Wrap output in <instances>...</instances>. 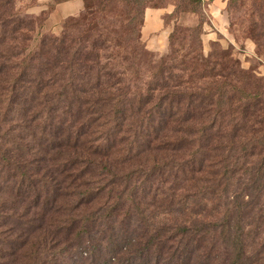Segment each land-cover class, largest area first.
Listing matches in <instances>:
<instances>
[{
    "label": "rangeland",
    "instance_id": "1",
    "mask_svg": "<svg viewBox=\"0 0 264 264\" xmlns=\"http://www.w3.org/2000/svg\"><path fill=\"white\" fill-rule=\"evenodd\" d=\"M11 2L19 18L33 22V32L30 34L26 54L29 52L37 54L43 39L59 38L67 31L72 36H77L83 29V25H76V22L83 17L84 11L77 17L62 21L50 20V15L58 5L55 0H11ZM167 2L169 1L156 3H161L163 6ZM86 4L95 9L92 20H95L97 30L107 33L111 43L120 45L110 52L107 49V51H99L102 64L107 63L108 57L110 59L117 57L115 62L110 63H115L114 65L127 71V81L130 85V93L126 97L120 96L106 106V112H110V115L106 114L105 119L112 122L114 112L122 109V106L134 108L147 98H150V104L140 114L126 120L124 132L121 133V137L123 135L125 140L121 142L119 140L109 155L87 158L92 161V169L85 179L91 184L85 193L89 194L102 186L106 193L109 190L120 191V187L111 185L112 176L119 178L137 170L143 172L142 175L134 176V184L130 190L134 189L138 196L135 200L136 206L146 210L148 219L158 225L179 228H190L195 225L202 233L190 239L184 236L182 239L178 238L168 243L170 248L183 249V259L180 260L178 257L174 260V264H224L221 254H224L225 247L221 238L217 234L207 236L211 230L204 225L217 226L224 212L231 208L234 198L240 197L245 211L243 239L245 249L241 252L238 264H250L248 259L252 255H256L260 260L258 264H261L264 261L262 152L254 142L232 139L229 116L223 120L218 119L219 121H214V118L209 119L207 116L194 126L196 133L191 136L183 134L185 130L183 93L198 92L197 88L205 84L206 80L200 79L197 74L201 73V69L206 68V71H209L213 64L221 62L222 54H229L230 59L225 61H237L239 69L247 73L246 80L241 83L243 95H254L259 87L264 89V39H252L248 34L251 0H236L228 6L230 42L227 40L210 42L209 50H205L201 40L202 25L206 22L204 15H199L198 24L189 26L172 19L168 24L173 25V29L177 31L173 39L169 40L167 51L163 53L145 49L140 34L141 17L137 12L142 10L143 6L137 9L129 0H86ZM177 6L180 11L190 8L185 1L177 2ZM200 9L198 12H201ZM130 19H133V22H130ZM94 33L98 32L94 31ZM218 39L222 40V37ZM249 42L254 45V50L250 52L247 50ZM163 65H166V70L161 69ZM194 69L196 74H192ZM183 70L186 71L183 73ZM189 78L191 79L188 80ZM257 79H262L263 82L257 83ZM163 82L167 85L162 86ZM149 87L155 90L148 93ZM262 89L258 90L259 93ZM231 93L229 88L226 89V97ZM257 102L258 100L254 98L243 97L241 100L243 110L248 114L245 121L250 130L248 137H251L254 130L263 127L256 123L262 116L261 112L252 111ZM185 103H192V100H186ZM229 104L227 101L222 109L228 111ZM89 106L91 104L84 106L83 111L89 112L97 108ZM207 109L217 111L211 106ZM201 110L198 109V114ZM129 112H126V117L129 116ZM60 118L59 111V114L56 113V121ZM8 126L5 122H0V264H30L36 257L48 264H81V260H77L75 250L69 248L67 242L59 244V241L49 238L47 247L43 250L39 244L41 237L34 235L29 241L25 236L28 227L42 224L43 217H46L45 223H52L51 231L55 232L59 221L78 218L75 217L78 215L77 212L72 213L73 216L65 213L76 203L74 184L67 175L65 179L57 176L55 172L60 170L57 164L43 159L47 153L46 159L62 157V161L65 162L66 156H58L59 151H62L61 154L68 153L69 156H73V153L65 148L58 149L56 140L50 136L58 131V127L50 126L43 129V139L46 140L41 145L31 140L21 141L19 138L13 140L11 136L22 135V132L14 126L15 130L11 132V136L9 135V139L15 141L13 146L18 143L29 145V154L33 159L28 157L25 162L19 163L10 161L2 152L14 147H10V140L6 137L1 138L3 133L10 129ZM106 129L103 128L102 132ZM134 135L140 139L135 144L141 150L128 153V148L133 147L131 144L134 143ZM59 137L63 136L59 134ZM150 137L155 138L153 148L145 152L144 144ZM183 138L186 140L184 145L189 143L187 149H183ZM59 139L57 141L60 142ZM95 145L106 147V143L102 141ZM241 150L243 153L240 152ZM136 151H139L138 156H135ZM128 155L132 160L125 162ZM41 158L44 163L39 161ZM190 165L192 171L184 175L183 170ZM104 168L106 171H103ZM198 168L202 171H197ZM28 169L37 171L39 175L33 174ZM49 170L54 175L55 181L63 180L60 190L63 199L51 201L47 206L36 207L32 187L39 182L40 189L41 184L49 183L48 178L42 177L43 172ZM107 170L115 175H105ZM39 191L41 192V189ZM47 195L51 196L52 190L50 192L47 190ZM104 202L105 198L102 194V198L90 204L88 208L84 205L82 210H97ZM27 241L28 245H35L29 258L27 248L30 245L26 244ZM164 264L169 263L166 261Z\"/></svg>",
    "mask_w": 264,
    "mask_h": 264
},
{
    "label": "trees",
    "instance_id": "2",
    "mask_svg": "<svg viewBox=\"0 0 264 264\" xmlns=\"http://www.w3.org/2000/svg\"><path fill=\"white\" fill-rule=\"evenodd\" d=\"M67 1L70 0H55V3ZM83 1L84 14L76 22V25H83V29L77 36H72L67 31L59 38L43 39L41 49L37 54L30 52L26 54L30 34L33 32V22L19 18L13 10L11 0H0V122H5L10 128L3 133L1 138L6 137L10 140V147L15 149L10 148L2 153H5L10 161H17V163L25 162L28 157L32 160L28 150L29 145L24 146L18 143L13 146L15 142L13 140L17 138L21 141L31 140L35 144L39 142L42 145L46 140L43 139V129L50 126L58 127V131L50 134L56 140L57 148H65L73 153V156H69L68 153L61 154L62 151H59L58 156H66L65 162L62 161V157L48 160L46 159L47 153L43 159L57 164L60 167L59 172H55L57 176L65 179L67 175L74 184L76 203L65 213L73 216L72 213L77 212L78 215L75 217L78 218L59 221L57 232H55L51 231L52 223H45L46 217H43L42 224L28 227L25 236L29 238V241L34 235L41 237L39 244L43 250L46 249L49 238L59 241V244L65 241L69 248L75 250L77 260H81V264H164L166 261L174 264V260L178 257L180 260L183 259V249L182 247L181 249L170 248L168 243L178 238L182 239L184 236L190 239L202 233L195 225L190 228H179L158 225L148 219L149 215L146 210L136 206L135 200L138 196L134 189L130 190L134 184V176L142 175L143 172L137 170L116 178L112 176L115 175L114 173L107 170L105 175L112 176L111 185L120 187L121 190H109L106 193L102 186L89 194L85 193L91 185L85 179L92 169V161L87 158L109 155L119 140L120 142L125 140L123 135L121 137V133L124 132V123L130 117L140 114L150 104V98L134 108L122 106V109H117L112 122L105 119L106 114L110 115V112H106V106L120 96L126 97L130 93V85L127 81V71L114 65L115 63H110L115 62L117 57L113 59L108 57L107 63L102 64L99 51L108 50L110 52L120 45L111 43L107 33L104 34L101 30H97L95 20H92L95 9L86 4V0ZM129 1H132L137 9L143 6L142 10H137L141 17L140 27H142L145 9L160 7L161 3L166 0ZM158 1L161 3L157 4ZM179 1L187 2L190 8L180 11L177 6L173 14L165 17L167 24L176 18L179 12H198L202 5L201 0ZM234 1L236 0H229L228 6ZM248 16L249 37L264 39V0H251ZM130 20L133 22V19ZM94 31L98 33L95 34ZM176 31L174 28L169 40L173 39ZM221 56V62L213 64L209 71L203 68L201 73L197 74V77L206 80L205 84L197 88L198 92L183 93V125L185 126L183 134L191 136L196 133L194 126L207 116L209 119L214 118V121L223 120L229 116L232 139L240 142L244 140L248 143L254 142L263 154L264 163V89L259 87L262 89L261 93L257 88L254 95H243L241 83L246 80L247 73L239 69L237 61H225L230 59L229 54L224 53ZM161 69L166 70V65H163ZM185 71L183 70V73ZM192 74H196L195 69ZM257 81V83L263 82L262 79H257ZM162 84V86L167 85L165 82ZM228 88L232 93L226 97ZM147 90L150 93L155 89L149 87ZM243 97L258 100V106L255 105L252 111L262 114L256 123L263 127L254 130L251 137H248L250 130L245 123L248 114L244 112L241 105ZM95 98H97L96 101H93ZM186 100H192V103H185ZM227 101L230 103V108L224 111L222 107ZM89 104H91L90 108H97L84 112L83 107ZM192 106L195 108L193 109ZM209 106L217 111L207 109ZM198 109H202L199 114ZM59 111L61 118L56 121V113L59 114ZM128 111H130L129 116L126 117ZM157 112L161 113V111ZM250 114L253 115L251 112ZM14 126L22 132L19 137L10 135L15 130ZM105 127L107 129L102 132ZM59 134L63 137L60 138ZM9 135L13 140L9 139ZM136 137L137 135L133 136L134 143L131 144L133 147L128 148V153L141 150L135 144L140 140ZM58 139L60 142L57 141ZM100 141L105 142L106 147L95 145ZM154 141L153 137L147 138L144 144L145 152L153 148ZM185 141L183 138V149H187L189 144L184 145ZM242 150L241 153L244 151ZM138 153L139 151H136L135 156H138ZM129 157L131 156L128 155L124 161H131ZM43 159L39 161L43 162ZM28 170L39 175L37 171ZM103 171L106 169L104 168ZM191 171L192 165L185 167L183 174L187 175ZM197 171L200 172L202 169L198 168ZM43 173L42 177L48 178L50 182L41 184V192L39 182L32 187L36 207L47 206L51 201L63 199L60 193L63 180L55 181L50 170ZM51 182L55 184L51 185ZM47 190L48 192L52 190L51 196L47 195ZM102 194L105 202L99 209L82 210L84 205L88 208L90 204L102 198ZM242 203L240 197H235L231 208L224 212L217 226L204 225L205 228L211 230L207 236L217 234L221 238L222 245L225 247L224 254H221L224 264H238L241 252L245 249L243 244L245 211ZM26 244L28 245V241ZM34 248L33 244L27 248L28 258ZM248 260L250 264H258L260 261L256 255L249 256ZM30 264L48 263L36 257ZM261 264H264V261Z\"/></svg>",
    "mask_w": 264,
    "mask_h": 264
},
{
    "label": "crops",
    "instance_id": "3",
    "mask_svg": "<svg viewBox=\"0 0 264 264\" xmlns=\"http://www.w3.org/2000/svg\"><path fill=\"white\" fill-rule=\"evenodd\" d=\"M166 5L157 8H146L143 15V24L140 30L145 49L150 52L163 53L169 47V37L173 31V25L165 22V17L175 12L179 0H168ZM201 12H179L174 18L177 23L183 25H195L199 23V15H204L206 22L202 25L201 40L205 50H209L210 42H230L229 15L227 7L229 0H201ZM84 10L83 0H70L55 6L50 15L51 19L65 20L77 17ZM200 13V14H199ZM202 13V14H201ZM190 22V23H188ZM222 37L221 39H218ZM248 52L254 50L253 43L247 44Z\"/></svg>",
    "mask_w": 264,
    "mask_h": 264
}]
</instances>
